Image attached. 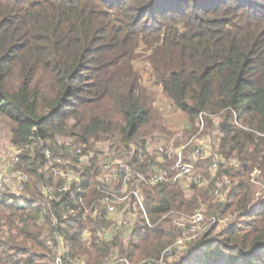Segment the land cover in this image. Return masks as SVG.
Masks as SVG:
<instances>
[{
	"label": "trees",
	"instance_id": "16d2710c",
	"mask_svg": "<svg viewBox=\"0 0 264 264\" xmlns=\"http://www.w3.org/2000/svg\"><path fill=\"white\" fill-rule=\"evenodd\" d=\"M140 46L197 134L203 118L212 125L203 116L221 114L214 150L236 164L213 175L229 181L221 197L211 183L143 186L152 227L137 213L131 233L107 241L99 159L113 150L145 172L160 156L161 136L141 134L148 111L131 65ZM102 102L107 110L85 117ZM0 116L13 124L15 147L41 139L51 150L49 158L42 149L21 156L25 196L0 191V264H55L61 242L62 256L79 264H109L113 255L123 264L158 260L174 240L176 213L191 216L203 205L230 225L198 236L171 264H264V0H0ZM77 146L92 153L88 162H56Z\"/></svg>",
	"mask_w": 264,
	"mask_h": 264
},
{
	"label": "rangeland",
	"instance_id": "374dc122",
	"mask_svg": "<svg viewBox=\"0 0 264 264\" xmlns=\"http://www.w3.org/2000/svg\"><path fill=\"white\" fill-rule=\"evenodd\" d=\"M149 55L150 51L146 52L145 46H140L136 49V52L134 53V59L131 61V65L137 72L139 78V94L141 96L142 103L148 111L149 122L142 129L141 134H159V136L161 137H158L159 139L156 140L157 143L173 146V149L174 146H186V149L184 151L186 160H188V157L194 148H202L203 155L201 162L206 161L207 159H211L212 162L209 168L206 166V164H204V162L200 163L201 167L198 169V173L195 171V176L200 177L202 181L199 187H205L208 186L209 183H211L213 187V189H211V192L213 190H216L215 192L213 191V194L215 195H211L217 196L216 192H218L219 194L217 197H219V195L221 197L222 193L225 194L228 190L229 181L224 182V179L222 177L218 178L217 180H213V177L217 174L220 166H223V168H230L234 166V164H236V162L233 160H225L219 154L215 153L214 150V146L218 144V140L221 136L218 132L217 127L220 121L219 116L221 114L203 116L210 119L212 121V125L209 126L203 118L204 128L201 129L202 131H200V134H197V122H190L188 118L178 108H176L174 103L163 93L161 84L156 82L153 71L151 69V65L148 61ZM37 78L39 88L43 91L42 87H44L45 81L43 80L42 75L38 76ZM12 82L13 84H15L16 79H13ZM41 94L45 93L41 92ZM108 106L109 105L105 102L98 103L96 107H91L89 108V110H85L84 115L85 117H88L91 113L101 114L105 109L107 110ZM12 128L13 124L7 118L0 116V190L8 194L25 196V187L23 190H19V180L21 177V173L26 174L28 182L29 176L22 168V161L20 160V164L16 165L12 161L13 157L19 150H22V155H27L33 152L35 153L41 149H47L51 155V150L41 139L39 141L36 139L30 146L25 147L24 149L15 147L11 142ZM159 128L163 129L162 133L164 135H166L167 132V134L171 135L172 138L169 142L165 138V136L162 135L161 132H159ZM55 140H58L61 143L66 140V138L62 136H56ZM68 140L69 142H76L75 139ZM47 144L50 146L49 142ZM102 147L103 145L101 143H97L95 149L93 150H101ZM77 148L80 147H75V149ZM71 150L74 151V147H71L67 150V158H60L61 162H68L69 165L76 164L75 162H73L74 155L69 154ZM105 155L108 157L112 156L111 151L108 155ZM213 164H215L216 166L214 168H211ZM205 173L207 174V177L203 176V174ZM75 175L76 174L74 172L70 173V176L73 178ZM190 184L192 183L186 181L185 183H183L182 187L184 189H187L190 187ZM44 192H46V189L44 190ZM215 200L217 199H213V205H215ZM196 212L200 213L203 216V221L199 224V226H197L196 233H192L191 225L188 223L189 220L187 219L188 217H190L188 216V214L175 215L174 223L177 228L175 229L174 240L168 247L172 249V253L170 255H162L158 260H139L133 262L132 264H171L178 258V256H180V254L178 253L185 251L187 248H189V246H191L189 244H191L195 240L192 238L193 235L197 234V237L201 236L212 227H215V233L219 232L227 228V226H229L232 221L230 217H225L220 221H216L215 219H213L211 210H209L208 205L199 207L195 211V213ZM134 215L136 216L137 214ZM179 222L182 223L181 226L178 225ZM111 258L112 260L109 264H115V262H118L120 264L124 263V261L121 260L118 255H113Z\"/></svg>",
	"mask_w": 264,
	"mask_h": 264
},
{
	"label": "built area",
	"instance_id": "2783aa9c",
	"mask_svg": "<svg viewBox=\"0 0 264 264\" xmlns=\"http://www.w3.org/2000/svg\"><path fill=\"white\" fill-rule=\"evenodd\" d=\"M157 144V150L160 156L144 165L145 172H142L121 158H114L113 155L101 157L99 159L101 170L98 177L100 183L99 190L101 193L99 207L110 222V226L103 231L105 240H111L112 237L117 234L127 235L131 233L136 218L134 214L137 213H141L147 225L152 227L142 197L143 186L161 189L164 185H174L176 183L183 184L186 181L201 185V178L195 176V163L202 159V148H194L188 160H186L184 154L186 146L173 149V147L169 145L162 143ZM43 154L47 158L50 157V153L47 149H43ZM69 154L74 155V158L77 159L76 163L88 162L92 157V153L84 155L81 148H74V151L71 150ZM111 154H113V150H111ZM21 156L22 150H19L12 159L13 163L16 165L20 164ZM56 162L62 166L69 165L68 162H61L60 159H56ZM215 166L216 165L213 164L211 168ZM70 173H64L62 170L56 171V175L66 176L69 180L73 178L70 176ZM27 182L28 178L26 174L21 173L19 190H23ZM66 190L67 186H63L55 191L52 190L51 193L53 197L56 198L58 197L57 195L66 192ZM0 191L4 192L2 190ZM218 194L219 193L216 192L217 196ZM187 219L189 220L188 223L191 225L192 233H196L197 226L203 221V216L196 212ZM181 224V222L178 223L179 226H181ZM192 238L196 239L197 234L193 235ZM59 240L61 241V238H59ZM63 253V244L61 242L56 251L55 264H79L75 259L69 257L64 258L62 256ZM171 253L172 249L167 248L162 255H170ZM115 264L120 263L115 262Z\"/></svg>",
	"mask_w": 264,
	"mask_h": 264
}]
</instances>
